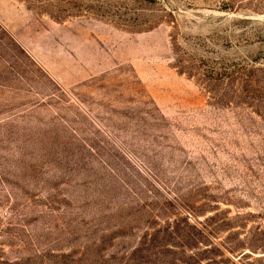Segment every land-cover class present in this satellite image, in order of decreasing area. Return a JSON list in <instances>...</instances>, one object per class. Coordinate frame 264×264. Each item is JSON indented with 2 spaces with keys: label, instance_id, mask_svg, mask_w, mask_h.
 Returning <instances> with one entry per match:
<instances>
[{
  "label": "rangeland",
  "instance_id": "rangeland-1",
  "mask_svg": "<svg viewBox=\"0 0 264 264\" xmlns=\"http://www.w3.org/2000/svg\"><path fill=\"white\" fill-rule=\"evenodd\" d=\"M0 29V264H264V0H0Z\"/></svg>",
  "mask_w": 264,
  "mask_h": 264
},
{
  "label": "trees",
  "instance_id": "trees-1",
  "mask_svg": "<svg viewBox=\"0 0 264 264\" xmlns=\"http://www.w3.org/2000/svg\"><path fill=\"white\" fill-rule=\"evenodd\" d=\"M0 31H2L0 29ZM0 58L4 59V57L0 54ZM212 79V78H211ZM243 82V81H242ZM253 81L252 80H246L245 84L249 85ZM216 217H211L206 220L205 226H203V229L205 232L207 231L209 234H205L202 230H197L196 235L195 234H187L185 235L181 241L183 244V247L186 249L194 248L195 251L198 250L197 246H200L202 243V240H207V235H213L216 234L218 229L212 228V224L215 223ZM101 246L93 245L92 247L86 248L85 252L81 255V257H76L74 254L69 255H58L54 256L52 255L50 258L52 259L49 261V264H122L121 261L124 264H145L147 261L148 255L150 254V245H147L146 243L141 244L138 248L134 249L132 253H128L125 256L121 257L120 259L117 258L116 255L111 256L110 258H104L105 255L102 254L103 251H106L107 248V240L105 237L101 239ZM207 242V241H206ZM192 251V250H190ZM94 253V256L91 257L90 254ZM200 253V252H199ZM144 254L147 255V257L143 256ZM183 256L186 255V251H182ZM199 256V254H194L192 256H188V261H180V263L183 264H190L191 261H195V259ZM45 263V262H44Z\"/></svg>",
  "mask_w": 264,
  "mask_h": 264
}]
</instances>
